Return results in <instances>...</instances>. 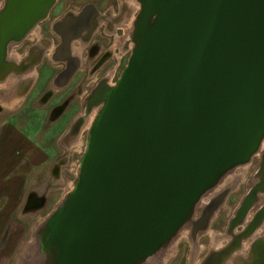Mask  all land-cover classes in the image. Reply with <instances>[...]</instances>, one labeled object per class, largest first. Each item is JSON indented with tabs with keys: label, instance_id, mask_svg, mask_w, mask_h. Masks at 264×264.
Wrapping results in <instances>:
<instances>
[{
	"label": "water",
	"instance_id": "95a60500",
	"mask_svg": "<svg viewBox=\"0 0 264 264\" xmlns=\"http://www.w3.org/2000/svg\"><path fill=\"white\" fill-rule=\"evenodd\" d=\"M132 1L129 56L68 130L74 138L91 119L72 189L35 232V264H149L192 225L201 199L256 155L225 229L232 244L211 262H225L264 221V0ZM55 3L3 0L0 85L18 76L10 48ZM226 194L202 208L201 230ZM248 257L264 264V239Z\"/></svg>",
	"mask_w": 264,
	"mask_h": 264
},
{
	"label": "rangeland",
	"instance_id": "374dc122",
	"mask_svg": "<svg viewBox=\"0 0 264 264\" xmlns=\"http://www.w3.org/2000/svg\"><path fill=\"white\" fill-rule=\"evenodd\" d=\"M126 2L132 3L133 1L57 0L56 6L55 8H53L48 18V20L52 19L55 15H57L60 9L63 10V8L68 5H72L73 7L78 8L85 3H94L97 5L100 13L97 20H102L105 16H107L105 18L114 16L117 19L118 22H115L114 20L113 23H115V25L116 23H118L117 26L120 28V31H118V34L115 37V40L117 41V51H115L113 54L114 57H116L120 62V68L118 74L116 75V78L111 82L112 84L119 76L129 56V52H127L123 48V43L127 39L126 33L131 27V22L133 21L138 11V7L135 3H133V6L135 8L130 10L126 5ZM123 19H125V21ZM125 27H127L128 30H126L127 28L125 29ZM106 32L107 31L104 29V27H102L95 35L93 42L90 43V45H88V47H86L82 53L81 51L84 48L83 46L86 44L80 46L79 42L73 45L75 49H78L77 53L78 56H80V62L82 63L81 71H83V69H85L86 67V64H83L85 62L86 52L90 48L95 49V52H93L94 55H98L99 52H105L106 42L108 39L107 35L105 34ZM35 33H32V36L30 35L28 39L24 41V43L28 42L29 39H33ZM11 52L12 51L10 48L9 54ZM49 64L51 63L46 62L45 66L48 67ZM53 71H56V69H53ZM107 72L108 70L102 73L105 74ZM36 75H39V81L36 88L41 85L42 87L51 89L53 88V85H50L51 75L46 68L37 69V71L35 72V78L37 77ZM100 75H98L96 78H98ZM94 80L95 76H92L91 74L84 75L83 72H80L74 77L68 87L63 89L53 88V90H56L57 92L54 99L51 101V104H61L60 107L64 108V101L66 102V107L68 103H70L68 105L67 112L63 116V122L60 120L58 125H48V127L54 130L43 132V130L47 129L46 126L44 127V125L48 122V108L43 109V107L39 105L36 100H34V94L30 95L29 99L24 105V108H22V110L25 111L24 117L15 122V126L18 129L22 130L23 133L31 136V138L39 143L41 147L49 151L50 159L43 167L34 170L31 169L32 178L30 180V185L28 188H34L35 190L34 192L31 191L30 197L32 200L29 202L31 207V209H29L31 216L26 218V233L23 236V241L21 245L16 249L13 256H11L8 264H35V261L38 258L36 247L37 243L35 239L36 229L45 220V218L47 217V213H51L52 209H54L58 205L65 194L72 189L80 159L85 149L86 134L91 119L88 118L84 122V125L81 128L80 132L74 138L66 140L63 138L64 134L62 133L64 132L65 127L73 120L74 116H78L82 113L84 99L88 95L90 89L93 87ZM31 102H34L35 104H31ZM15 106L6 107L0 102V115L2 114L6 118H12L13 120H15V117L12 116V114H9L10 112L16 110L17 106ZM22 110H20L19 112L22 113ZM1 118H3V116ZM55 127L59 128L55 129ZM33 130H35L36 132ZM257 163L258 155H256L249 164L238 167L228 173L211 192L207 193L201 199L202 201L207 195L215 191L218 192L217 194H220L221 192H223V190H227V194L223 200L222 205L220 206V209L217 211V213H215L214 217L209 222V227L205 232L200 234L199 237L190 239V237L188 238L185 235L186 228H183L179 232L177 237L173 240V242L153 261L156 264H198L202 257L207 253V251L211 249L213 240L215 238L219 239L224 236V231L228 220L231 218L240 200L251 184V177L256 170ZM54 165H57L55 169H53ZM28 171L30 170L28 169ZM34 181L36 184L34 183ZM28 192L30 191H27V193ZM223 241L224 240L222 238V240L217 245L221 246L223 244Z\"/></svg>",
	"mask_w": 264,
	"mask_h": 264
},
{
	"label": "flooded vegetation",
	"instance_id": "af4514ba",
	"mask_svg": "<svg viewBox=\"0 0 264 264\" xmlns=\"http://www.w3.org/2000/svg\"><path fill=\"white\" fill-rule=\"evenodd\" d=\"M56 4L57 0L53 8H55ZM127 7L131 9L130 5H128ZM53 8L50 10L47 17L42 22L37 24V26L26 36V38L21 43L13 46L11 48L12 52L10 54L8 53L9 61L14 62L18 68L16 70L18 71V76L13 77L10 75L4 82L6 83L11 78L19 81L14 93L16 96H20V101L16 105V110L9 113L15 117V120L10 118V123L14 128H17L15 126V122L24 117L25 111H23L22 108H24V105L26 104L30 95L34 94V100H36L39 105L43 107V109L48 108V124L46 123L44 125V127L46 126L47 129L43 130V132L54 130L48 127V125H58L60 120L63 122V116L67 112L68 105L70 103H68L66 107V102L64 101V108L60 107L61 104H51V101L54 99L57 92L56 90H53V88L63 89L68 87L74 77L80 72H83L84 75L91 74L92 76H95L93 87L97 85L98 82L103 80L107 84H112L111 82L116 78V75L118 74L120 68V62L116 57H114L113 54L115 51H117V41L115 40V37L117 36L118 31H120V28L117 26L118 23H116V25L115 23H113L114 20L115 22L117 21L114 16H110V18H105L107 16L103 17V19L105 20H99V23L94 31L93 28L97 24V18L100 14L96 4L85 3L78 8H75L72 5H68L64 7L63 10L60 9L57 15H55L52 19L48 20ZM88 9L94 11L92 15L90 14V12H88ZM81 16L82 18H80ZM102 27H104V29L107 31L105 33L108 37L106 42V50L105 52H99L98 55H94L93 52H95V49L90 48L86 52L85 62L83 64H86V67L85 69H83V71H81L82 63L80 62V56H78V53L74 52V50L76 49L73 47V45L75 43H81L85 40L87 41V38H89L85 43L86 45L83 46L84 48L81 51L82 53L85 48L93 42L95 35ZM32 33H35L34 38L29 39L28 42L24 43V41L28 39L30 35L32 36ZM125 47L126 45L123 43V48ZM46 62L51 64H49L47 67L45 66ZM39 68H46L49 71V74L51 75L50 85H53L52 89L42 87V85L36 88L39 81V75H36L37 77L35 78V72ZM53 69H56V71H53ZM107 70V73H102L106 72ZM32 71L34 74V79L32 81L26 80L25 77ZM98 75L100 76L96 78ZM31 104L35 103L31 102ZM20 110H22L23 112H19ZM2 116L3 118H1ZM78 116L75 115L70 124L65 127L64 132L62 133L64 134V139H71V137L68 136V130L72 122ZM0 119L7 120L9 118H6L1 114ZM57 128L59 127H55V129ZM56 167L57 165H54L53 169H55ZM202 222L203 221L201 220V216H198L193 220L192 225L187 226L190 230V236L192 232H194V238L199 237L200 234L207 230L209 225L205 230H201L203 225ZM240 230L241 229L239 228L235 232L238 233ZM257 239H264V221L262 225L251 236V238L246 241H242L240 245H238L237 249H235L230 254L229 258L225 262H211L212 254L219 253L229 244H232V240L230 239V237L223 236V244L221 246H218L217 248L211 247V249L207 251V253L202 257L198 264H247L248 262H250L248 257L249 247ZM149 264L156 263L154 261H150Z\"/></svg>",
	"mask_w": 264,
	"mask_h": 264
},
{
	"label": "crops",
	"instance_id": "0c3cea01",
	"mask_svg": "<svg viewBox=\"0 0 264 264\" xmlns=\"http://www.w3.org/2000/svg\"><path fill=\"white\" fill-rule=\"evenodd\" d=\"M2 4L0 0V8ZM19 101L12 102V107ZM10 122L0 119V264L9 263L26 233V218L31 216V191H35L28 188L32 170L43 167L50 159L49 151Z\"/></svg>",
	"mask_w": 264,
	"mask_h": 264
},
{
	"label": "bare ground",
	"instance_id": "6f19581e",
	"mask_svg": "<svg viewBox=\"0 0 264 264\" xmlns=\"http://www.w3.org/2000/svg\"><path fill=\"white\" fill-rule=\"evenodd\" d=\"M126 3H127V2H126ZM133 3H134V2H132V3H127V4H126L127 6H128V5L131 6V9H130V10H132L133 8H135V7L133 6ZM134 5H135V4H134ZM124 21H125V19H124ZM98 23H99V20H97V24H96L95 27L93 28L94 31H95V29H96ZM126 28H127V27H125V29H126ZM126 30H128V28H127ZM125 33H126V32H125ZM88 39H89V38H87V41H88ZM87 41H86V40H85V41H82L79 45L82 46V45H84ZM121 41H122V40H121ZM121 41H120V42H121ZM122 42H123V41H122ZM77 48H78V47H77ZM77 51H78V49L74 50L75 53H77ZM25 79H26V80H30V81H32V80L34 79L33 71L30 72V73L25 77ZM18 83H19V81H16V80H14V79L11 78V79H9L6 83L0 85V102H1V103L7 104V105H9V107H12V106L14 105V104H12V102L14 103V102H16L17 100H20V96H16L15 93H14L16 87L18 86ZM263 146H264V144H263ZM263 146H262V147H263ZM217 193H218V192L215 191V192H213V193L207 195L202 201H200V203H199V205H198V211H197V213H196V217L199 216V214L201 213L202 208H203V207L209 202V200H211V198H213L215 195H217ZM185 235H186L188 238L190 237V239H192L191 236H190V230H189V227L186 228V233H185ZM222 238H223V237H221V238H219V239H216V238H215V239L213 240V245H212V247H213V248H217V247H218L217 244H219V242L222 240Z\"/></svg>",
	"mask_w": 264,
	"mask_h": 264
}]
</instances>
